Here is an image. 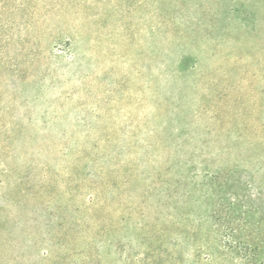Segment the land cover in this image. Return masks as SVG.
Wrapping results in <instances>:
<instances>
[{
    "label": "rangeland",
    "instance_id": "1",
    "mask_svg": "<svg viewBox=\"0 0 264 264\" xmlns=\"http://www.w3.org/2000/svg\"><path fill=\"white\" fill-rule=\"evenodd\" d=\"M0 264H264V0H0Z\"/></svg>",
    "mask_w": 264,
    "mask_h": 264
}]
</instances>
